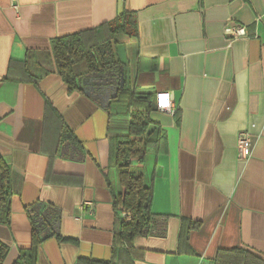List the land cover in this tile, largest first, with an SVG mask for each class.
<instances>
[{"label":"crops","instance_id":"crops-1","mask_svg":"<svg viewBox=\"0 0 264 264\" xmlns=\"http://www.w3.org/2000/svg\"><path fill=\"white\" fill-rule=\"evenodd\" d=\"M124 12L136 36L118 35L116 53L126 86L153 95L144 137L162 139L130 159L162 218L127 242L116 234L122 190L109 148L130 119L110 115L105 93L70 90L51 49ZM161 91L174 116L156 109ZM240 130L252 136L247 160ZM0 158L17 189L0 223L3 264L30 245L32 221L45 236L34 264H215L232 248L264 264V0H0ZM187 220L197 227L182 234Z\"/></svg>","mask_w":264,"mask_h":264},{"label":"trees","instance_id":"trees-1","mask_svg":"<svg viewBox=\"0 0 264 264\" xmlns=\"http://www.w3.org/2000/svg\"><path fill=\"white\" fill-rule=\"evenodd\" d=\"M136 36L135 22L132 16L124 12L114 20L102 25L59 37L51 42L52 55L57 74L69 89H81L84 82L106 81V85L92 86V93H107L110 115L128 116L130 121L124 133H116L110 138L109 163L118 172L121 193L114 199L115 210L129 213L130 221L120 219L117 236L124 242L137 235L152 232V223L162 216L151 210L152 189L143 184L142 171L130 166L133 157L142 160L147 150L158 152L161 138L144 137L148 127L153 124L150 113L155 110L151 93L139 94L126 86L125 68L116 53L118 35ZM123 85L120 86V77ZM81 84V86H79ZM102 87V90L100 89ZM14 173L11 167L0 158V223H8L11 215V201L17 189L13 186ZM31 219V216H29ZM197 223L183 221L181 232L196 228ZM41 225L32 221L31 241L27 248H21L12 264H34L36 247L43 240ZM60 239V238H59ZM8 253V247L0 242V264ZM252 252L243 248L221 249L215 264H263ZM81 264H110L102 260H81Z\"/></svg>","mask_w":264,"mask_h":264},{"label":"built area","instance_id":"built-area-1","mask_svg":"<svg viewBox=\"0 0 264 264\" xmlns=\"http://www.w3.org/2000/svg\"><path fill=\"white\" fill-rule=\"evenodd\" d=\"M227 32H231L232 35L235 37H241L245 35L244 29L237 27L232 28L228 27L226 29ZM156 98V109L165 112L169 115L174 116L177 113L178 107L176 103L170 98L169 92L167 91H161L157 92L155 94ZM252 136L248 130H240L237 132L236 135V152L237 157L242 160H247L251 156V150H252ZM86 205H90L89 202H85ZM119 216L121 219L128 223L130 221V215L128 212L124 210H120Z\"/></svg>","mask_w":264,"mask_h":264},{"label":"water","instance_id":"water-1","mask_svg":"<svg viewBox=\"0 0 264 264\" xmlns=\"http://www.w3.org/2000/svg\"><path fill=\"white\" fill-rule=\"evenodd\" d=\"M122 75H121V77H120V86H122L123 85V82H122ZM107 84V82L106 81H93V80H90V81H88L87 83L86 82H84L83 83V85H84V87L82 86L81 87V90L85 93V94H87L88 96H92L93 98H100L101 96H98V95H96V94H94V93H91V90H92V86H101V85H106ZM101 90H102V87L100 88ZM109 95L106 93L105 95H104V98H106V100H108L109 99ZM51 234V233H50ZM43 238L45 237V236H42Z\"/></svg>","mask_w":264,"mask_h":264}]
</instances>
